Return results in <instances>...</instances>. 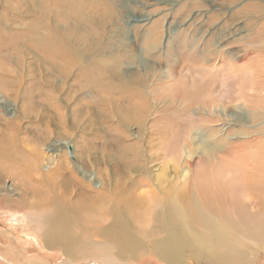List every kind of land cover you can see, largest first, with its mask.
I'll list each match as a JSON object with an SVG mask.
<instances>
[{
	"label": "rangeland",
	"instance_id": "obj_1",
	"mask_svg": "<svg viewBox=\"0 0 264 264\" xmlns=\"http://www.w3.org/2000/svg\"><path fill=\"white\" fill-rule=\"evenodd\" d=\"M4 52L0 103H9L10 114L17 109L25 140L22 147L3 145L0 164L39 152L55 167L51 164L48 184L45 177L19 174V166L0 165V189L9 188L23 202L0 196V255L17 264H88L114 251L97 243L96 233L87 237L90 256L86 247L84 258L44 248L35 219L54 195L74 211L81 208L83 218L82 211L87 216L90 208L109 209L133 231L140 245L133 255L101 264H179L153 252L152 213H161L163 199L204 166L223 160L229 146L264 145V115L255 117L243 100L223 96L240 81L254 79L251 67L263 64L264 0H0ZM245 71L250 78L236 76ZM195 95L198 99L190 101ZM222 109L241 112V120L218 119ZM197 126L204 142L189 140L188 129ZM58 163L65 169L57 170ZM82 172L100 185L103 196ZM92 232L87 229L86 236ZM260 249L246 264H264ZM185 255L189 264H231L223 259L195 263ZM0 264L11 263L0 258Z\"/></svg>",
	"mask_w": 264,
	"mask_h": 264
},
{
	"label": "bare ground",
	"instance_id": "obj_2",
	"mask_svg": "<svg viewBox=\"0 0 264 264\" xmlns=\"http://www.w3.org/2000/svg\"><path fill=\"white\" fill-rule=\"evenodd\" d=\"M6 55L7 52L0 53V63L4 62L2 57H8ZM262 62V65L257 64L251 67V70H253L252 75L250 74L251 72L248 73L247 71L239 72L236 75L246 78V76L250 74L255 80L248 76L250 82H248L249 79L242 80L240 81L242 83L239 87L232 89L230 94L223 95L227 96L230 101L243 100L241 102L242 105H248V107L252 106L251 113L254 111L253 115L255 117L264 115V61ZM4 86L5 84L0 82V95ZM210 91L211 88L208 86L206 92L209 93ZM14 96L15 95H13V97ZM188 98H190V101L198 99L197 95L194 97L188 96ZM251 98L254 99L252 100ZM1 99L2 96H0V101ZM210 104L211 101L208 105ZM8 105L9 103L6 105L5 103H0V112H3L0 113V119L3 121L2 126H0V155L3 157L6 155L3 145L9 148L10 145L22 147L24 146L22 142L25 140V138L22 137V133H25V128L21 125L23 120L21 121V117L17 113L16 108H13L14 113H8ZM210 106L212 107L213 105ZM209 115L213 117L211 113ZM216 116L218 119L220 116L223 118H233V120H241L242 118L241 112H227L224 109L219 111ZM200 127L202 126L200 125ZM188 131L189 140L191 142H204L203 138L205 134L199 130L198 126L191 130L189 128ZM245 143L238 145L234 144L235 146L231 144L232 147L229 146L230 149L227 151L225 157H221L223 160H218L214 164L211 163L204 166L202 170L190 177L188 185L184 184L180 186L171 196L163 199L161 213H152L154 228L152 229L153 233H151L149 237L153 238V252L158 258L166 263L177 262L179 264H189V261L185 257V254L188 253L192 259H194L195 263L201 260L209 261L212 259H223L229 261L231 264H246L249 255L252 254L253 251L260 249V247H263L264 250V145L255 144L249 147L251 143ZM53 150L61 153L63 151L59 147H55ZM63 152V154H66L65 151ZM19 153L20 152H18V154ZM28 155H30L28 159L22 160L25 157L23 156L20 162L18 161L19 159L17 160L18 162L9 159L12 158V155L9 158H5L9 159L7 161L11 163L9 165L10 167L19 166L21 169V171H18L20 172L19 174H27L29 177L38 180L45 177L48 180L46 182L51 184V180L49 182V179L53 178V169L51 168L52 162L45 161L39 152H31ZM185 155H187L186 152ZM2 156H0V158H2ZM61 165H59V163L56 164V169L61 171V169H59ZM64 165L68 173L72 174L70 168L73 167V165H71V162L66 158V155ZM1 166L7 167L8 164L3 163ZM65 168H63L62 165V169ZM182 170V176L184 178L187 177V170L185 168ZM82 175L84 176H82L84 181H87L92 188L94 186L96 190H98V192L95 193L103 196L100 185H97V182H93V178H91L90 175L84 172H82ZM66 180H68V178ZM0 196L6 198L7 201L10 202H22L19 198L13 196L9 188L6 187L0 189ZM152 196L153 195H151V197ZM50 200L48 202L49 207L40 210L41 212L37 209L38 213H41L38 218L32 216L34 219L36 218V221L38 220V227H35L38 228L37 236H39L40 242L44 248H59L58 250H61L65 254V257L68 258H71L74 252H78L84 258L86 247L87 256H90V242H87V237H90L93 233L101 237V241L97 242L101 244V246L114 248L113 252H104L100 256V260L102 261L112 260V257L114 260H116L117 257L120 259L131 257L133 255L132 253L140 247L139 240L131 233L133 231L127 228L126 221L123 220L121 216L119 218L116 213L111 212V210L108 209V211L103 212L98 211L99 213H97L88 206L91 210L88 209L87 216L82 211L84 215L83 218L77 212L81 208L79 209L78 207L75 209V212L73 210L74 207L72 206L73 209L70 207L71 203L69 201H63L61 197L55 195L54 199ZM159 200L161 199L158 198L154 205H156ZM83 204L82 206H84ZM110 215L111 218L109 219ZM101 222H105V225L99 226L98 223ZM83 223H86L87 226L83 227L85 226ZM79 224H82L81 226L84 229L77 228ZM73 229L78 231V235H76ZM87 229H93V232L86 236ZM96 236L93 235V237ZM130 254L132 255L129 256ZM0 258L8 263L17 264L4 256L2 257L0 255ZM36 258L37 256H35V259ZM92 259L93 260H89L88 264H101L99 259H97L98 261L94 258ZM123 263L124 260L121 264ZM32 264L40 263L32 262Z\"/></svg>",
	"mask_w": 264,
	"mask_h": 264
}]
</instances>
